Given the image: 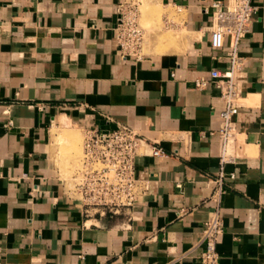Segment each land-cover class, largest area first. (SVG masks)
<instances>
[{"label":"crops","instance_id":"crops-1","mask_svg":"<svg viewBox=\"0 0 264 264\" xmlns=\"http://www.w3.org/2000/svg\"><path fill=\"white\" fill-rule=\"evenodd\" d=\"M159 1L184 12L187 32L137 58L116 42L123 0H0V264H201L216 207L220 264H264L262 0L239 47L243 139L223 188L220 90L195 79L228 66L231 38L211 45L205 9L215 0ZM68 117L127 124L170 154L137 157L136 175L148 181L141 201L116 215L85 212L51 156V127Z\"/></svg>","mask_w":264,"mask_h":264},{"label":"built area","instance_id":"built-area-1","mask_svg":"<svg viewBox=\"0 0 264 264\" xmlns=\"http://www.w3.org/2000/svg\"><path fill=\"white\" fill-rule=\"evenodd\" d=\"M260 6L254 0H215L205 10L211 12L213 25L211 45L224 46L225 37L230 36L229 63L225 69L214 67L208 76L195 79L199 89L211 83L220 90L222 109L220 128L217 130L220 147V174L218 183L223 188L226 164L234 161V148L241 132L236 117L244 106L241 72L243 57L239 53L240 43L250 31V24ZM264 9V0H262ZM179 11H181L179 9ZM116 42L123 56L141 58L149 42V32L141 26L139 9L135 4L122 2L118 9ZM82 159L69 187L73 198L82 204L87 214L116 215L132 208L141 201L148 190V181L136 175V159L149 153L165 158L168 154L157 142L147 139L139 130L118 124L113 129L84 126ZM234 178L235 175L231 174ZM224 235V220L216 207L204 224V248L200 254L201 264H220L218 246Z\"/></svg>","mask_w":264,"mask_h":264},{"label":"rangeland","instance_id":"rangeland-1","mask_svg":"<svg viewBox=\"0 0 264 264\" xmlns=\"http://www.w3.org/2000/svg\"><path fill=\"white\" fill-rule=\"evenodd\" d=\"M123 2L138 7L140 24L150 34L145 54L160 53L172 43L179 42L185 37L187 26L184 12L179 11L176 6H164L159 0H123ZM68 118L67 122L61 119L51 127V156L56 161L67 189L74 181L73 177L82 159L84 137V126L75 124L70 117ZM56 127L60 128V137L57 140L53 138V130ZM242 139L243 137L240 136L238 143L242 142ZM58 142L61 143L57 144ZM72 143L76 145L75 148L70 147ZM238 153L241 154L240 151Z\"/></svg>","mask_w":264,"mask_h":264},{"label":"bare ground","instance_id":"bare-ground-1","mask_svg":"<svg viewBox=\"0 0 264 264\" xmlns=\"http://www.w3.org/2000/svg\"><path fill=\"white\" fill-rule=\"evenodd\" d=\"M60 137V128L59 127H56L54 130H53V138H55L56 140ZM61 142H58L57 144H60ZM75 144L72 143V145L70 147L72 148H75Z\"/></svg>","mask_w":264,"mask_h":264}]
</instances>
